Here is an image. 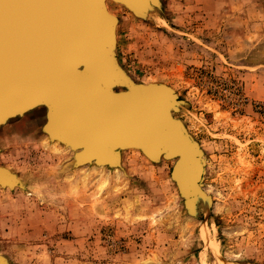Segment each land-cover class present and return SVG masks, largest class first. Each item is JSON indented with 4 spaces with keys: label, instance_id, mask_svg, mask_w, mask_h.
I'll return each instance as SVG.
<instances>
[{
    "label": "rangeland",
    "instance_id": "1",
    "mask_svg": "<svg viewBox=\"0 0 264 264\" xmlns=\"http://www.w3.org/2000/svg\"><path fill=\"white\" fill-rule=\"evenodd\" d=\"M159 2L142 20L105 0L114 51L133 80L185 102L172 113L203 150V193L185 208L173 159L126 147L107 166L109 144L103 161L75 158L67 132L55 154L38 111L29 136L12 116L0 124V166L20 179L0 186L10 264H264V0Z\"/></svg>",
    "mask_w": 264,
    "mask_h": 264
},
{
    "label": "water",
    "instance_id": "2",
    "mask_svg": "<svg viewBox=\"0 0 264 264\" xmlns=\"http://www.w3.org/2000/svg\"><path fill=\"white\" fill-rule=\"evenodd\" d=\"M109 1L142 20L149 8L160 7L159 0ZM117 21L105 0H0V123L41 105L43 132L52 136V120H70L86 135L75 158L82 153L103 161L109 144L107 166L126 147L155 163L173 159L170 177L187 208L191 192L203 193V150L173 116L185 105L173 89L137 82L119 65L113 45ZM17 185L15 175L0 166V186ZM0 264L10 263L0 254Z\"/></svg>",
    "mask_w": 264,
    "mask_h": 264
},
{
    "label": "bare ground",
    "instance_id": "3",
    "mask_svg": "<svg viewBox=\"0 0 264 264\" xmlns=\"http://www.w3.org/2000/svg\"><path fill=\"white\" fill-rule=\"evenodd\" d=\"M34 111H38V113L40 114V116L42 118V120L40 122H41V124H43V122H44V120H43V118H44V108L41 105H37L33 109H31V110H27V111H25V112L17 115V116H19L18 117V121L15 122V123H13V124H15L14 127H13L14 132H16L17 134L20 133L21 135L24 134L25 136L26 135L27 136L30 135V133H28L29 128L27 127V126H30V123L25 122L24 121V118L27 115H29L30 113L34 112ZM11 117L12 116L6 118L0 124L6 122L7 120H10ZM70 125H72V122L70 120H52L48 124L47 128H53L54 129L53 130V134H52V136H50L47 133L48 135H46V137L41 140L43 147L46 148V149H48L52 153L60 154L62 149L60 147H58L59 146V142H60V139L65 136V133L64 132H67L68 133V136L70 138L69 139L70 140L69 141L70 143L68 142V144H71V145H74V146L72 148H69L68 145H66L65 146L66 147V150L65 151H67L69 149L72 150V151L79 150L78 149V146L81 143L84 142V141H82V139L85 138L86 135L83 136V133L79 129H74ZM2 128H3V126H2ZM16 180L20 182V179L16 178ZM21 182L24 183V184H26L27 183V180L22 177V181Z\"/></svg>",
    "mask_w": 264,
    "mask_h": 264
}]
</instances>
